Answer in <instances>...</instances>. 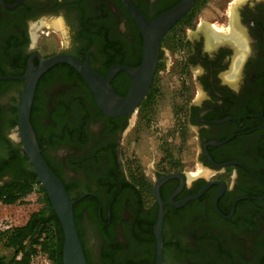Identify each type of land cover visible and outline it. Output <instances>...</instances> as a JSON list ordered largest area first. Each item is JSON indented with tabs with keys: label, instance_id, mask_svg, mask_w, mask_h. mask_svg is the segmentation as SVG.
Segmentation results:
<instances>
[{
	"label": "flooded vegetation",
	"instance_id": "1",
	"mask_svg": "<svg viewBox=\"0 0 264 264\" xmlns=\"http://www.w3.org/2000/svg\"><path fill=\"white\" fill-rule=\"evenodd\" d=\"M130 1L153 21L183 0ZM221 1L195 0L165 35L128 113L105 114L69 64L40 77L31 122L89 264H158L160 241L162 264H264V0ZM57 55L107 78L142 65L144 37L123 0H0V191L35 174L16 137L17 78ZM110 85L127 97L133 79L120 70ZM148 127H178L185 146L140 173L133 146Z\"/></svg>",
	"mask_w": 264,
	"mask_h": 264
},
{
	"label": "water",
	"instance_id": "2",
	"mask_svg": "<svg viewBox=\"0 0 264 264\" xmlns=\"http://www.w3.org/2000/svg\"><path fill=\"white\" fill-rule=\"evenodd\" d=\"M123 2L144 37V55L141 66L137 68L115 67L110 71L109 76L105 78L96 73L87 63L70 56L57 55L47 60L41 59L40 65L36 68L31 62L26 74L17 78L24 81L25 86L18 101L16 137L22 143L32 169L41 186L45 189L51 207L63 229L62 264L89 263L75 220L74 202L70 199L61 179L43 157L31 122L34 95L40 77L58 63L69 64L85 79L95 95L99 108L105 114L119 116L128 113L137 108L149 90L159 61L163 38L191 10L195 0H183L153 21L148 20L130 0H123ZM18 4H21V2ZM120 70H124L133 79V85L127 97L117 95L110 85L111 79ZM157 189L156 187V194L158 195ZM161 224L162 214L159 228ZM162 248L163 243L160 241L158 264H162Z\"/></svg>",
	"mask_w": 264,
	"mask_h": 264
},
{
	"label": "trees",
	"instance_id": "3",
	"mask_svg": "<svg viewBox=\"0 0 264 264\" xmlns=\"http://www.w3.org/2000/svg\"><path fill=\"white\" fill-rule=\"evenodd\" d=\"M35 186L44 194L46 207L32 214L25 225L0 231V264H32L39 255H46L53 264H62L63 229L37 176L5 187L0 191V201L15 205Z\"/></svg>",
	"mask_w": 264,
	"mask_h": 264
},
{
	"label": "rangeland",
	"instance_id": "4",
	"mask_svg": "<svg viewBox=\"0 0 264 264\" xmlns=\"http://www.w3.org/2000/svg\"><path fill=\"white\" fill-rule=\"evenodd\" d=\"M208 1L210 2L208 5L215 6V3L221 0ZM205 4L206 3H202L200 9L203 10L204 8H207L208 6L206 7ZM209 10L212 11L210 7ZM172 76L176 77L177 75L173 74ZM15 88L16 90L18 89L17 86ZM159 116V119L163 118L161 121L163 127H172L174 124V116L171 113ZM154 126L156 127V124H154ZM141 132V137H139V140H137V143L133 146V150L137 153L133 155L135 157L133 164L136 167H139L138 171H140V173H149L156 163H160L159 160L163 157L168 158L170 155H173L172 152H176V154L180 155L181 153L179 152H181L183 150L182 148L185 146L184 142L186 133L180 131L178 127H175L174 130H170L169 132L148 127L146 130H141ZM190 136L191 134L189 133L187 138H190ZM164 162H166V160H164ZM178 165L180 166L183 164ZM185 167H187V164ZM38 189L39 187L35 186L31 194L15 205H5L0 201V231L11 227L25 225L32 214L38 213L46 207V204L44 203V194L39 192ZM32 264L53 263L46 255H39L33 260Z\"/></svg>",
	"mask_w": 264,
	"mask_h": 264
}]
</instances>
